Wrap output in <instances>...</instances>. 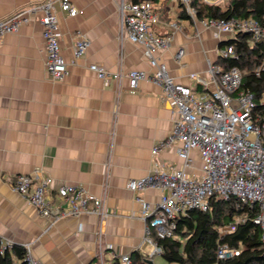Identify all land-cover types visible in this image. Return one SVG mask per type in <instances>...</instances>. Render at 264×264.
<instances>
[{
  "label": "crops",
  "instance_id": "0c3cea01",
  "mask_svg": "<svg viewBox=\"0 0 264 264\" xmlns=\"http://www.w3.org/2000/svg\"><path fill=\"white\" fill-rule=\"evenodd\" d=\"M46 1L56 9L62 56L70 74L52 81L44 68L45 47L38 23L6 35L0 45V237L28 246L31 255L45 264H93L139 251L147 257L151 247L144 242L145 223L141 201L154 208L161 192L147 189L132 193L128 181L145 176L153 168L151 151L173 128L172 109L161 98V88L142 82L131 92L123 77L107 87L88 70L100 64L109 72L152 73L145 49L120 42L122 2L134 0H70L79 14L60 11L59 0H0V20ZM142 1V0H137ZM144 1V0H143ZM153 4L165 33L174 21L170 47L155 56L178 84L194 88L190 75L206 76L207 63L217 64L220 40L193 21L177 20L178 0H148ZM224 4V3H223ZM76 32L89 40L85 56L73 58ZM225 39L224 37L222 40ZM184 51L181 64L178 49ZM177 147L155 158L161 169H178ZM186 173L201 175V160L192 154ZM35 172L49 178L48 197L53 206H64L57 189L64 185L83 187L100 199L105 216L79 215L50 224L12 185L18 175ZM92 207V204H89Z\"/></svg>",
  "mask_w": 264,
  "mask_h": 264
},
{
  "label": "built area",
  "instance_id": "2783aa9c",
  "mask_svg": "<svg viewBox=\"0 0 264 264\" xmlns=\"http://www.w3.org/2000/svg\"><path fill=\"white\" fill-rule=\"evenodd\" d=\"M202 1L222 6L227 0ZM178 3L189 18L186 21H193L203 29L210 30L221 43L240 33L250 34L253 42L264 41V27L253 19L199 20L191 6V0H178ZM58 5L60 11L70 17L80 13L70 0H59ZM119 10L120 42L128 41L143 46L145 57L154 71H129L123 75L120 72H109L100 64H91L88 70L104 87L111 81L119 82L123 77L131 92L142 82L153 83L161 88L162 100L172 109V131L151 151L153 168L145 176L132 179L126 185L132 193L147 189L161 192L159 203L154 208L136 198L141 203L140 214L145 223L144 242L152 250L148 258L151 260L161 253V247L152 240L153 232L159 239L173 237L177 218L185 216L190 210L209 213L211 201L235 199L238 206H257L258 214L254 223L264 231V93L256 99L253 94L242 91V74L239 69L224 70L221 65L210 61L207 63L206 76L190 75L193 89L176 83L155 54L170 47L173 32L179 29L177 23L170 21L165 24V33L156 32V27L162 22L148 0L122 2ZM31 23H38L42 29L47 76L52 81L65 80L70 69L62 56V33L52 1L0 20V45L6 35L17 33L21 26ZM223 37L225 39L222 40ZM88 47L87 37L76 32L73 58L77 60L85 56ZM183 55V49H178L174 58L178 64H181ZM218 55L223 59L236 57L232 47L219 48ZM174 145H178L176 152L181 167L161 169L155 158ZM193 153L201 160L199 179L186 173L192 166ZM50 185L49 178L35 172L32 175H18L12 190L50 224L83 214L101 218L105 216L102 201L87 193L81 186L59 187L58 198L64 206H53L48 197ZM243 221L241 217H234L235 224ZM233 231L232 225L223 233ZM14 245L0 237V257L11 251ZM21 248L25 251V264H45L31 255L28 246ZM238 255L239 251L227 246L218 249V258L221 260ZM119 259L121 264H130L128 255ZM100 263L102 264L101 255Z\"/></svg>",
  "mask_w": 264,
  "mask_h": 264
},
{
  "label": "trees",
  "instance_id": "16d2710c",
  "mask_svg": "<svg viewBox=\"0 0 264 264\" xmlns=\"http://www.w3.org/2000/svg\"><path fill=\"white\" fill-rule=\"evenodd\" d=\"M191 6L199 20L250 18L264 27V0H227L222 6L191 0ZM179 10L177 20H189L181 5ZM220 47H232L236 57H220L217 64L224 70L239 69L242 74L241 90L259 99L264 93V41L253 42L250 34L240 33L222 42ZM257 214V206H238L235 199L211 201L209 213L190 210L185 216L177 218L173 237L159 239L154 232L151 234L152 240L161 247L160 255L150 260L135 251L128 255L130 264H155L156 257L161 264H264V231L254 223ZM236 216L244 221L235 224ZM232 225L233 232L223 233ZM221 246L235 249L239 255L221 260L218 258ZM24 258L25 251L14 245L11 251L0 257V264H25ZM93 264L101 263L95 259ZM110 264H121L120 259L115 258Z\"/></svg>",
  "mask_w": 264,
  "mask_h": 264
},
{
  "label": "rangeland",
  "instance_id": "374dc122",
  "mask_svg": "<svg viewBox=\"0 0 264 264\" xmlns=\"http://www.w3.org/2000/svg\"><path fill=\"white\" fill-rule=\"evenodd\" d=\"M173 1L174 0H169L168 2H169V4H171ZM154 262H155V264H161V261L158 257L154 258Z\"/></svg>",
  "mask_w": 264,
  "mask_h": 264
}]
</instances>
